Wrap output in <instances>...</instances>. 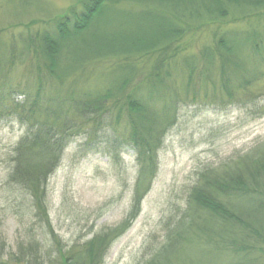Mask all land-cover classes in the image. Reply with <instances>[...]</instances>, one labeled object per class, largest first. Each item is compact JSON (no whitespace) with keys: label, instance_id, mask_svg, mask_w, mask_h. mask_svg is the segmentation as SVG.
<instances>
[{"label":"rangeland","instance_id":"1","mask_svg":"<svg viewBox=\"0 0 264 264\" xmlns=\"http://www.w3.org/2000/svg\"><path fill=\"white\" fill-rule=\"evenodd\" d=\"M163 1L167 2L166 7L159 5L160 9L158 5L153 8L141 1L107 2L103 16L94 18L87 35L85 31L74 33L69 25L85 13V0H0V69L7 71V78L1 79L0 84L14 86L17 95L13 102L22 106L11 115L6 111L12 107L11 101L0 107L6 111L0 115V259H10L19 253L20 247L28 260L61 259L53 237L46 235L47 224L35 216L31 200L25 201L29 208L26 209L18 205L22 201L20 194L17 193L15 202L7 191L15 148L29 130L30 119L24 118L25 112L35 103L45 108L56 98L61 97L57 102L67 99L63 95L70 88L76 94L104 91L108 82L117 79L119 71L124 75L131 71L127 68L130 64L133 85L128 92L140 83V75L158 57L151 55V59L138 51H122L94 60L85 58L80 61L83 66L61 83L42 65L43 50L53 49L57 40L67 47L73 42L80 49L114 45L126 38L155 33L157 21L165 25L172 21L184 33L172 45L160 44L157 52L167 65L163 73L170 69L167 82L169 85L176 82L180 95L176 120L166 128L158 171L153 181L149 180L151 186L141 202L140 214L132 227L108 246L103 264H148L159 257L161 264H231L233 261L232 252H223L200 240L184 243L177 249L169 244L168 233L187 214L189 195L202 171L218 168L264 145V7L243 10L231 5L237 3L220 0L225 14L216 17L207 12L191 18L188 12L207 3L205 0H181V4L177 2L180 0ZM82 22L88 24V20ZM70 31L72 35L63 38ZM249 34L254 42H246ZM231 39L242 45L235 55L227 53L230 58L227 71L232 79L225 89L214 84L218 80L216 76L206 80L199 77L197 70L210 57L215 59L218 69L219 54L225 51L224 43L229 44ZM29 42L34 53H29ZM234 58L242 66L241 71L235 69L239 67L235 66ZM251 72H255L253 76L257 79L242 86L241 82ZM199 82H204V86L192 89ZM137 95L150 101L141 86ZM168 100L166 96L150 102L160 111ZM122 114L121 119L115 115L112 125L101 128L107 135L99 134L101 137L93 143L94 150L83 149L87 134L74 135L59 167L49 178L46 187L49 219L54 235L60 240L59 246L66 253L75 245L80 250L97 233L118 227L132 210L140 165L132 140V117L127 109ZM72 119L77 123L75 116ZM163 123H159L160 127H166V122ZM115 136L125 141L121 144L118 140L119 149L110 156L106 149L112 144L101 139L115 141ZM38 240L45 246L36 249Z\"/></svg>","mask_w":264,"mask_h":264},{"label":"trees","instance_id":"2","mask_svg":"<svg viewBox=\"0 0 264 264\" xmlns=\"http://www.w3.org/2000/svg\"><path fill=\"white\" fill-rule=\"evenodd\" d=\"M117 1L85 0V13L77 21H70V27L72 25L74 33L85 31V34H87L86 32L91 31L90 25L94 18L103 16L105 4L107 2L116 3ZM132 1H141L153 8L155 5L165 6L167 3L163 0H156L157 2L150 0ZM225 1L237 3L231 5L243 10H259V7H264V0ZM177 2L181 4L183 1ZM205 2L207 3L189 11L188 17H198L207 12L209 14L213 13L218 17L222 12L226 13V10L222 7L223 5L219 3L220 0H205ZM194 11L195 13H193ZM82 20H88V24H84ZM155 23L156 27H158V31L155 33L152 31V34H148L146 37L126 38L114 45L99 44L95 47L86 46L80 49V47L73 46V42L67 47L65 43L57 40V46L53 49L43 50L41 55L43 58L42 65L53 78H56L61 83H65L75 70L83 66L84 63L81 64L80 61L85 58L94 60L115 56L122 51H138L146 58L151 55H157L158 57L155 56L157 59H154L151 62V66L140 75V83L136 84L128 92L129 86L133 85L130 82L133 71V67L130 64L127 65V68L131 71L125 75L121 74L122 71H119L121 75L119 74L117 79L111 80L110 84L108 82V86L104 91L99 90L90 95L87 93L76 94L74 89L70 88L63 95L67 96V99L57 102L61 97L56 98L50 101L45 108L39 103H35V105L32 104V108L29 111L25 112L24 118L26 120L30 119L29 130H27L26 135L15 148L13 170L9 178H7V189H9L7 191L15 202L18 201L17 193L21 195L20 199L22 201L21 203L18 202L20 206L27 207L25 201L27 200L26 202L28 203L29 199L31 200L30 206L35 210V216L41 222H45V225L47 224V227H44L46 235L53 237L52 239L58 246L57 249L60 250L61 259L40 262L38 261L40 257H36L33 260H28L24 258V251L20 247L19 253L11 256L8 260L0 259V264H103L105 256L103 254L108 252V246L132 227L141 212V202L149 191L150 182L153 181L157 174L159 151L162 150L164 145V137L167 133L166 128L168 125L174 124L176 120L175 113L177 108H179L177 102H180V95L175 88L176 82L171 85L167 82V78L171 76L170 69L168 68L163 73L167 65L164 63V58L159 57L160 54L157 52V48L164 43L172 45L176 38L182 37L184 29H179L172 21L167 22L166 25L162 21ZM72 33L70 31L63 38L66 37L67 39V36L70 37ZM250 35H246V42H254L253 36L251 37ZM229 42V44L228 42L227 44L224 43L225 51L219 54L218 69L215 68V59L210 57L197 70L199 77H204L206 80H212L211 75L216 76L218 80L214 84L221 85L222 88H225L228 83L230 84L232 79L230 71H227L230 61L227 53L232 52L231 54L235 55L234 53H237V50L242 45L240 41L236 42L235 39H231ZM29 45V53H34L32 43L29 42ZM65 51L67 52L65 53ZM72 52L74 55L71 57ZM234 64L239 67H235V69L240 70V67L242 69V66L239 65L240 63L235 58ZM3 71L5 72L2 74L1 72ZM0 73V80L7 78L5 69H0ZM254 73L251 72L250 77H245L241 85L247 86L253 79L256 80L257 78L253 76ZM4 85L0 84V107L5 102L11 101L10 106H12V109L6 110L11 115L14 109L17 112L22 106L13 102L14 95H17L16 88ZM190 85L192 84L190 83ZM140 86L144 88L149 100L151 101L152 99L153 103L155 100L167 96L169 100L164 108L158 111L152 102L142 100L137 95V90ZM193 86L200 89L201 86H204V82L192 85V89H194ZM242 86L241 90L244 89ZM125 92H127V95ZM36 95L40 100L41 95L39 93ZM126 109L132 117V140L137 147V160L140 165L132 210L118 227L108 228L101 233H97L80 250H76L78 246L75 245L73 248H69L70 250L66 253L60 248V240L54 235V229H52L53 226L49 219L46 199V187L49 178L59 167L68 144L74 135L78 136L80 135L79 133L87 134V141L82 145L83 149L94 150L95 146L93 143H97L95 142L97 141L96 139L101 137L99 134L106 133L104 131L101 132V128L105 125L107 127L112 125L115 115H117L116 119H121L123 116L122 112ZM6 111H1L0 115ZM72 116H75L77 123L74 122ZM164 121L166 122V127H160L159 123ZM101 140L112 144L111 146L109 144L106 149L107 154L110 156H113L114 152L119 149L120 145L116 142L119 140L122 144V141H125L117 136H115L114 142L104 138ZM188 204V211L187 214L185 213L184 219L178 222L175 230H170L168 233L169 244L175 245L178 249L184 243L198 242L200 240L212 244L216 249L223 252H232L235 257H233L231 264L264 263V256L260 254L264 253V145L256 151L245 154V156L230 159L218 168L202 171L198 183L193 187L189 195ZM26 209L29 208L27 207ZM39 246L44 247L45 245L38 240L34 247L38 249ZM215 247H213L214 251ZM161 258L159 257V260ZM159 260L153 259L148 264H161Z\"/></svg>","mask_w":264,"mask_h":264}]
</instances>
